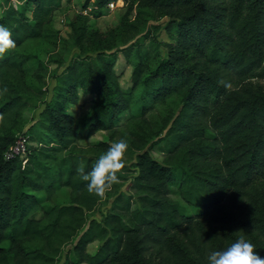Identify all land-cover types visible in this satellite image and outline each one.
Segmentation results:
<instances>
[{"label":"trees","instance_id":"16d2710c","mask_svg":"<svg viewBox=\"0 0 264 264\" xmlns=\"http://www.w3.org/2000/svg\"><path fill=\"white\" fill-rule=\"evenodd\" d=\"M118 1L83 0L50 68L20 49L58 39L64 0H0L16 41L0 58V264H208L240 236L264 258V0H123L117 39L105 38L90 20ZM164 18L162 43L147 24ZM118 52L132 67L128 87ZM170 98L178 109L154 118ZM34 101L44 108L29 121ZM20 137L25 152L7 157ZM121 138V182L101 200L77 168L91 170ZM174 185L197 212H182ZM64 187L69 203L45 205ZM103 203L109 211L91 216Z\"/></svg>","mask_w":264,"mask_h":264},{"label":"rangeland","instance_id":"374dc122","mask_svg":"<svg viewBox=\"0 0 264 264\" xmlns=\"http://www.w3.org/2000/svg\"><path fill=\"white\" fill-rule=\"evenodd\" d=\"M82 2L83 0H64L62 7L56 12L55 18L53 20V28L56 31H59L58 39L57 40L55 39L57 44L54 43L55 41L53 39L47 38L46 40L40 43H36L33 46L28 45L25 48H21L20 50L22 52L33 53L37 58H40L44 62L48 63L50 68H54L56 65L54 63H49V57L53 55L54 53H59L62 50L64 42L60 40L61 38L64 37L65 39H70V33H71L70 22L73 21L77 15L83 12ZM126 9H127V6H126L125 1L124 3L120 1L116 2L113 8H110L104 11V14L101 18H94V17L91 18L90 23L92 25V29L99 35H107L105 38L112 37L113 39H117L115 38L116 36L115 28L118 27V23L121 17L126 13ZM167 21H168V18H164L160 21L149 22L147 24V27L152 28V31H153L152 36L156 37L158 41H161L162 43L170 41V38L168 37L166 31L163 29ZM138 40L142 42L143 41L142 36H139ZM148 43L149 41L145 42V45L147 46ZM77 51H78L77 49L75 48L73 49V52H77ZM160 53L163 57H165L167 54V50L163 45L160 46ZM117 57H118L117 66H116L117 72L122 74L121 80H122L123 86L128 87L130 85L129 76L132 71V67L127 64L121 52H118ZM54 85H55V79H53L52 77H49L47 79V86H48V93H49L47 96V100L50 99V92ZM90 98L91 96L83 97L82 103L84 105L83 106L84 108H79V106L78 107L75 106L72 109L74 113L82 117V115H84L88 110V106L91 102ZM33 103L35 105V109L25 113V116L26 118L29 119V121H33L37 119L40 111L44 108L43 103H39L36 101H34ZM169 107L175 108V109L178 107V102L175 98H170L166 104L157 105V108L154 111L153 117L156 118L159 115L165 114ZM134 110L135 112H138L139 110L138 102L135 103ZM29 125L30 123L27 125V127ZM104 138H105V133L99 132L94 137L86 139V141L84 142V145H88L90 143L96 142L98 140H102ZM156 155L158 157L161 156V154H158V153ZM70 192L71 190L68 187L60 188L58 192L55 194L53 200L45 202V205L51 206L54 204L69 203L70 202ZM39 195L41 196L43 195L44 197V193H40ZM172 197L180 202L182 212L186 214H191V213H195L198 211L195 207L188 205L185 201L182 200L178 192L177 185L172 186ZM109 208H110L109 204L103 203L100 209H97L94 213L91 214V216L100 219L101 213L109 211ZM98 244L99 243L97 241L92 243L89 246V250L91 252H94ZM68 248H70V246H68ZM65 250H67V248Z\"/></svg>","mask_w":264,"mask_h":264},{"label":"clouds","instance_id":"9594fccd","mask_svg":"<svg viewBox=\"0 0 264 264\" xmlns=\"http://www.w3.org/2000/svg\"><path fill=\"white\" fill-rule=\"evenodd\" d=\"M16 48V41L12 37V32L5 26L0 25V58ZM220 83L226 88L231 89L232 85L225 81ZM5 87L0 94L7 93ZM129 144L126 139L113 141L107 151L102 153L95 161L91 170L86 171L83 163L77 168L80 178L87 182L86 188L89 194H93L99 199L106 198L114 185L120 184L122 169L125 167V156ZM208 264H264L255 249V245L246 240L243 236L230 244L224 250L212 251L207 255Z\"/></svg>","mask_w":264,"mask_h":264},{"label":"built area","instance_id":"2783aa9c","mask_svg":"<svg viewBox=\"0 0 264 264\" xmlns=\"http://www.w3.org/2000/svg\"><path fill=\"white\" fill-rule=\"evenodd\" d=\"M120 2L124 3L123 0H119ZM110 8H113L115 6V3H110ZM26 150V145H25V138L20 137L16 144L6 153L7 157H13L15 155H19L21 153H24Z\"/></svg>","mask_w":264,"mask_h":264}]
</instances>
